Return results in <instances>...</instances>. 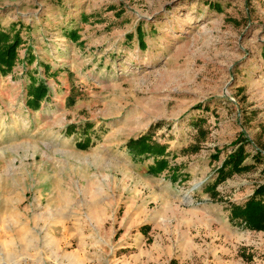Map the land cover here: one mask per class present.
I'll use <instances>...</instances> for the list:
<instances>
[{"label": "rangeland", "instance_id": "374dc122", "mask_svg": "<svg viewBox=\"0 0 264 264\" xmlns=\"http://www.w3.org/2000/svg\"><path fill=\"white\" fill-rule=\"evenodd\" d=\"M0 24L23 39L0 71V264H264L230 210L264 185V0H0ZM145 133L160 174L127 146ZM240 135L251 167L214 189Z\"/></svg>", "mask_w": 264, "mask_h": 264}, {"label": "trees", "instance_id": "16d2710c", "mask_svg": "<svg viewBox=\"0 0 264 264\" xmlns=\"http://www.w3.org/2000/svg\"><path fill=\"white\" fill-rule=\"evenodd\" d=\"M140 31L141 27L139 26L137 29L139 38L141 36ZM22 42L23 39L18 30L14 34H11V32L4 30L0 24V71L3 73L12 71L17 60L18 48ZM139 42L140 45H143V36ZM48 93L49 88L45 83L32 84L29 90L32 100H29L27 104L33 109L39 108L41 101L48 96ZM201 106V104L197 105L198 108ZM154 126L152 125L151 129ZM203 133L206 135V132ZM248 142L249 140L242 135L233 142L236 148L227 155L218 167L217 176L212 184L214 189L234 174L246 171L251 167L245 163L248 157L246 150V143ZM80 146L86 148L88 145L85 143L80 144ZM127 146L135 157H154L155 162L149 167L151 173L160 174L169 167V160L166 158L168 146L152 141L150 133L142 134L138 138H131ZM193 148L197 151L199 146L195 145ZM260 153L261 151H258L257 155ZM218 154L219 152L213 154V160L219 158ZM230 210L232 220H241L245 227L249 229L264 230V185H260L244 204L231 203Z\"/></svg>", "mask_w": 264, "mask_h": 264}, {"label": "crops", "instance_id": "0c3cea01", "mask_svg": "<svg viewBox=\"0 0 264 264\" xmlns=\"http://www.w3.org/2000/svg\"><path fill=\"white\" fill-rule=\"evenodd\" d=\"M47 68H48V66H46V72H47ZM51 70H52V68L50 69V70H48V72H51ZM33 84H35V85H38V83H36V82H34ZM31 89V86H30V88H29V90ZM29 90H28V92H29ZM31 99H32V96H31Z\"/></svg>", "mask_w": 264, "mask_h": 264}]
</instances>
